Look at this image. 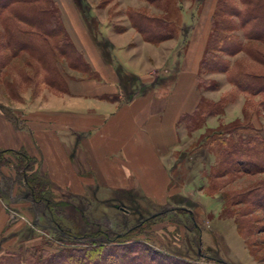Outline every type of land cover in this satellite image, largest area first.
Listing matches in <instances>:
<instances>
[{
    "label": "rangeland",
    "instance_id": "374dc122",
    "mask_svg": "<svg viewBox=\"0 0 264 264\" xmlns=\"http://www.w3.org/2000/svg\"><path fill=\"white\" fill-rule=\"evenodd\" d=\"M211 1L217 3V0H171L168 19L177 28L183 24L185 36L191 25L198 21L202 4L210 7ZM75 2L93 37L99 45H103L109 57L111 44L103 34L117 33L130 27L129 14L134 7L135 10H143L147 6L151 13L162 12L150 6L146 0ZM105 28L106 32L102 31ZM244 61H247L244 52L230 57L232 72L239 66L244 67ZM56 65L63 76L86 78L91 74L84 61L78 68H73L68 59L59 56ZM38 66L37 61L26 53L10 59L0 74V105L1 101L8 100L26 108L38 96L43 99L49 96V91L45 90L48 85L37 72ZM170 76L174 79L175 72ZM201 79V110L208 109L210 103L218 106L210 114L199 117L200 126L194 130L186 127V120L179 124L181 147L173 152L171 166L174 170L173 187L179 186L183 190L178 191L176 199L164 207L154 208L149 199L141 197H135L131 202L113 196L112 191L108 195L98 191L77 195L54 184L47 194L44 193V196L51 198L49 207L47 200L33 199L24 177L16 170V155L4 153L2 161L5 170H1L0 197L8 200L9 204L17 203L6 206L9 225L17 223L22 216L26 223L17 233L4 234L0 238V255L8 250L24 251L34 246L46 252L65 248L85 249L87 243L103 240L107 233L111 237L128 234L131 240L124 243H129L133 250L139 249L141 245L147 246L148 254L154 256L155 262L162 264H264V211L248 207L249 216L255 225V233L250 235L252 248L257 254L255 257L238 231L234 217L238 206L234 209V205H230L225 209L223 197L225 192L255 186L264 174L219 179L207 176L218 151L225 145L223 141L229 143L247 131V124H252L249 117L253 110L262 112L260 100L264 95L252 97L239 90L228 81L226 73L203 72ZM135 82L132 79L122 88L126 92L131 87L139 89ZM240 92L245 95L243 113L238 104ZM223 100L227 102L225 106ZM1 107L14 115L15 107ZM261 115L264 116L263 113ZM213 116L216 125L211 126L208 120ZM26 174L30 175L32 171L28 169ZM13 235L16 239H13ZM11 241H15L14 246L8 245ZM114 248L121 251L124 246L116 245Z\"/></svg>",
    "mask_w": 264,
    "mask_h": 264
},
{
    "label": "crops",
    "instance_id": "0c3cea01",
    "mask_svg": "<svg viewBox=\"0 0 264 264\" xmlns=\"http://www.w3.org/2000/svg\"><path fill=\"white\" fill-rule=\"evenodd\" d=\"M56 1L68 33L95 77L65 75L66 91L48 86L49 96H38L26 108L1 101L0 150H26L48 181L77 195L112 191L131 202L135 197L149 199L154 208L169 205L183 190L173 187L171 160L181 147L179 120L194 112L203 96L198 73L216 2L211 1L210 7L202 4L198 21L185 36L183 24L174 38L157 43L145 40L132 24L103 34L111 44L109 57L75 0ZM144 10L161 13H151L147 6ZM133 78L139 89L128 93L122 85ZM240 93L243 113L245 95ZM3 105L15 107L14 115ZM214 119L209 117V125H216ZM251 121L264 135V116L253 110ZM4 166L0 165V177ZM8 204L0 197V238L26 223L22 216L18 224L9 225L6 206L17 203Z\"/></svg>",
    "mask_w": 264,
    "mask_h": 264
},
{
    "label": "trees",
    "instance_id": "16d2710c",
    "mask_svg": "<svg viewBox=\"0 0 264 264\" xmlns=\"http://www.w3.org/2000/svg\"><path fill=\"white\" fill-rule=\"evenodd\" d=\"M147 1L162 12L150 14L144 9H134L129 14L132 26L147 41L157 43L174 38L177 27L168 19L171 0ZM240 52L246 54L247 61H244V67L239 66V69L232 72L230 57ZM25 53L37 61V72L56 91L67 90L66 80L56 65L59 56L68 59L73 68H78L81 61H84L91 71L88 77H95L68 33L56 0H0V74L12 57L16 58ZM203 72L226 73L228 81L239 90L252 97L264 95V0H217L211 17L210 34L200 61V87ZM202 99L203 96L194 112L183 114L179 120L180 123L186 120L189 130L199 127L200 118L210 114L218 106L210 103L208 109L201 110ZM222 104L225 106L226 100ZM260 107L262 112L257 109L256 111L264 114V97L260 100ZM246 128L247 131L239 134L236 140L229 143L223 141L225 145L218 151L215 163L207 173L210 179L264 174V135L261 128L251 123ZM4 153L16 155V170L24 177L33 199H45L51 207V198L44 196V193L47 194L52 188V183L39 172L37 160L24 149H3L0 150L1 164L4 163ZM28 169L32 174H26ZM223 197L225 209L230 205H234V209L238 206L234 213L238 231L256 257L257 254L252 248L253 242L250 241V235L255 233V225L253 218L249 216L248 207L264 211V177L257 180L255 186L225 192ZM130 240L128 234L111 237L106 233L103 240L87 243L85 249L65 248L46 252L41 247L34 246L24 251L8 250L0 255V264H162L155 262L154 256L148 254L147 246L141 245L139 249L133 250L129 243H124ZM116 245H123V250L114 248Z\"/></svg>",
    "mask_w": 264,
    "mask_h": 264
}]
</instances>
